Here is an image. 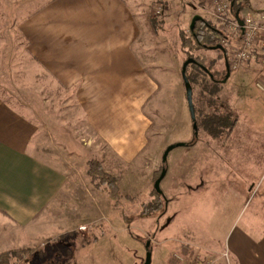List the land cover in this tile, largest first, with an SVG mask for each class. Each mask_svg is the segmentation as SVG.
<instances>
[{"label": "rangeland", "instance_id": "1", "mask_svg": "<svg viewBox=\"0 0 264 264\" xmlns=\"http://www.w3.org/2000/svg\"><path fill=\"white\" fill-rule=\"evenodd\" d=\"M127 2L140 28L133 49L157 90L145 104L150 119L145 149L133 164L118 165L87 123L74 90L57 84L28 53L18 25L37 2L0 0V96L35 121L40 133L34 152L68 176L63 207L56 216L49 212L36 241L0 212V253L19 252L9 264H144L147 251L149 264H186L201 250L214 254L208 245L221 238L232 220L242 224L254 206L255 215L264 214V183H251V174L256 178L262 170L264 137L248 132L250 117L264 119V92L255 87L257 80L264 83L263 64L243 63L226 77L224 50L207 47L189 53L182 48L181 33L189 35L195 15L216 28L205 0ZM158 5L163 7L160 14L155 12ZM245 5L243 10H263L253 6L264 7V0ZM188 55L202 57L218 88L211 94L208 73L189 68L198 123L191 145L194 130L180 72ZM215 112L235 120L229 136L226 129L217 138L205 132L202 119ZM177 142L184 145L170 150L163 163L164 149ZM91 158L115 177L112 196L87 173ZM163 166L161 207L142 215L143 205L156 197L154 171Z\"/></svg>", "mask_w": 264, "mask_h": 264}, {"label": "crops", "instance_id": "2", "mask_svg": "<svg viewBox=\"0 0 264 264\" xmlns=\"http://www.w3.org/2000/svg\"><path fill=\"white\" fill-rule=\"evenodd\" d=\"M28 1L37 4L22 17L18 29L30 57L57 84L74 90L111 160L133 164L147 145L150 119L145 104L157 90L133 49L140 36L133 9L127 0ZM257 6L253 7L264 8ZM249 62L261 64L256 59ZM258 119L257 114L249 118L248 132L264 137V119ZM39 133L33 119L0 96V212L29 232L30 241L46 227L49 212L56 216L62 209L68 181L61 166L34 152ZM251 176V183H264V161L259 176ZM257 209L254 206L242 224L232 220L221 238L208 245L219 258L217 264L225 263L223 252L228 264H264V214L255 215Z\"/></svg>", "mask_w": 264, "mask_h": 264}, {"label": "built area", "instance_id": "3", "mask_svg": "<svg viewBox=\"0 0 264 264\" xmlns=\"http://www.w3.org/2000/svg\"><path fill=\"white\" fill-rule=\"evenodd\" d=\"M211 6V14L216 24L218 38L215 41L223 47L229 70H236L243 63L259 60L264 64V9L248 10L243 8L233 10L230 0H205ZM163 7L158 5L156 14H160ZM238 12V17L235 14ZM255 87L264 92V83L257 80ZM80 229H86L80 226ZM176 258L185 261L181 254L174 253ZM222 257L228 264L227 252ZM219 258L204 254H194L186 264H217Z\"/></svg>", "mask_w": 264, "mask_h": 264}, {"label": "trees", "instance_id": "4", "mask_svg": "<svg viewBox=\"0 0 264 264\" xmlns=\"http://www.w3.org/2000/svg\"><path fill=\"white\" fill-rule=\"evenodd\" d=\"M230 1L232 3L233 10L241 9L242 6H244L248 2V0H230ZM153 22L154 24H156L155 20H153ZM217 38H218V31L216 30L214 25L211 23V21L203 18L195 22L193 29L189 28V35L186 36L183 32L181 33V46L183 49L186 48V51L190 53V51L193 50L207 48L213 46V44L216 45L217 43L215 41L217 40ZM187 57H192V56L188 55ZM192 58H194L198 63H189L186 67V76L191 86L193 84L194 76H192V72H190L189 68L193 67L197 70H204L202 66H200V64L203 65L202 57L200 58L192 57ZM204 71H206L209 75V72L207 70ZM209 77L212 80L210 92L211 94L216 93L218 91V88H216L217 82L214 79V73H212V76L209 75ZM234 122L235 120L232 121L228 120L225 114L223 115L222 113H216V112L206 114L202 119V125L204 127L205 132L208 135L212 136L213 138H217L220 135H222V131L225 129L227 130L226 133L229 136L233 129ZM197 127H198V123H197ZM196 138L197 135L193 136L192 141L189 142L187 145L193 144L196 141ZM87 163H88L87 173L90 175L91 179L95 181L96 185L104 186L106 192L112 196L114 194V191H116L117 189L115 177H111L107 173H105L102 170V167L97 159L91 158L87 161ZM160 171L161 168L154 171V176H153L154 180L159 176ZM153 191L154 194H156V197L155 199H152V201L149 202L148 204L143 205V208L141 210L142 215H149L161 207V193L157 192L155 189H153ZM18 253H19L18 251L0 253V264H9L8 263L9 259L11 257L16 258V256H18ZM13 262H10V264H12Z\"/></svg>", "mask_w": 264, "mask_h": 264}, {"label": "water", "instance_id": "5", "mask_svg": "<svg viewBox=\"0 0 264 264\" xmlns=\"http://www.w3.org/2000/svg\"><path fill=\"white\" fill-rule=\"evenodd\" d=\"M236 18L240 21L239 17H238V12H236L235 14ZM203 19L201 16L199 15H195L193 18H192V21H191V24H190V29H193L194 27V24L197 20H201ZM212 49H220V50H223V47L220 45V44H216V45H213V46H210ZM189 63H198L194 58L192 57H187L182 65H181V78H182V82H183V85H184V89H185V95H186V101H187V105H188V110H189V114H190V118L192 120V128L194 130V133L193 135L196 136L197 135V124H196V118H195V112H194V107H193V102H192V87H191V84L189 82V80L187 79V76H186V67ZM200 66H202V68L204 70H207L208 69L203 66L202 64H200ZM225 69H226V77L228 76L229 74V67H228V64L227 62H225ZM210 76H212L211 73H209ZM181 145H184V143H181V142H177V143H174V144H171L169 146H167L163 153H162V161L163 163L165 162L166 160V157H167V154L170 150H172L174 147H177V146H181ZM165 167L163 166L161 171H160V174L159 176L154 180V189L161 193V190L159 188V184H160V181L161 179L163 178V176L165 175ZM149 242H147L148 244ZM150 260H151V253L150 251H147L146 252V257H145V261H144V264H149L150 263Z\"/></svg>", "mask_w": 264, "mask_h": 264}]
</instances>
